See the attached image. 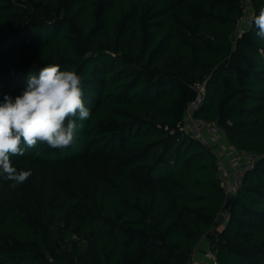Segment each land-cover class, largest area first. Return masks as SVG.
I'll list each match as a JSON object with an SVG mask.
<instances>
[{"label":"trees","instance_id":"trees-1","mask_svg":"<svg viewBox=\"0 0 264 264\" xmlns=\"http://www.w3.org/2000/svg\"><path fill=\"white\" fill-rule=\"evenodd\" d=\"M264 0H251L253 17ZM243 0H0V101L47 64L83 77L75 142L0 174V264H264V44ZM194 116L258 156L234 198ZM39 151V155H37ZM230 202L226 217L221 214Z\"/></svg>","mask_w":264,"mask_h":264},{"label":"clouds","instance_id":"clouds-1","mask_svg":"<svg viewBox=\"0 0 264 264\" xmlns=\"http://www.w3.org/2000/svg\"><path fill=\"white\" fill-rule=\"evenodd\" d=\"M251 24L255 27L257 42L264 44V6ZM83 89V77L75 70H61L58 64H47L38 73L28 74L20 95L3 96L0 174L14 182L11 187L23 184L32 175L31 171H18L12 157L24 156L26 150L38 149L41 144L63 150L75 142L78 130L83 127L80 122L91 116L83 99Z\"/></svg>","mask_w":264,"mask_h":264},{"label":"built area","instance_id":"built-area-1","mask_svg":"<svg viewBox=\"0 0 264 264\" xmlns=\"http://www.w3.org/2000/svg\"><path fill=\"white\" fill-rule=\"evenodd\" d=\"M243 4L244 16L241 18L239 26V30L242 32L251 25L253 18V13L250 11L251 0H243ZM200 102L201 97L199 96L197 101L190 105L183 125V130L186 134L192 136L213 150L216 156V165L221 187L230 200L234 198L243 185L245 174L255 167L258 156L255 154L240 153L241 159H244L243 161H240L241 159H237L233 163L228 161L226 163L223 161L225 157L216 153V147H214L217 138L222 134L221 129L218 125L209 120L194 116V110ZM228 147L233 151H236L232 146L228 145ZM237 154L239 155V153ZM205 257L208 260V264H219L216 253L211 251L210 248L206 252Z\"/></svg>","mask_w":264,"mask_h":264},{"label":"rangeland","instance_id":"rangeland-1","mask_svg":"<svg viewBox=\"0 0 264 264\" xmlns=\"http://www.w3.org/2000/svg\"><path fill=\"white\" fill-rule=\"evenodd\" d=\"M242 31H237L238 34H240ZM242 34V33H241ZM228 142L227 140H225L224 136L223 135H220L218 138H217V141L215 142V145L214 147H216V153L222 155V156H225L227 154H232V156L235 154L236 158H238V160L241 159V155H238L236 153V151H233L230 147H228ZM222 150V151H221ZM223 152V154H222ZM228 156V155H227ZM227 160H229L228 158H224L223 161H225L227 163ZM244 159H241L240 161H243ZM229 162V161H228ZM229 205H230V202L227 203L226 205V209L224 210V212L221 214L222 218H225L226 217V212L228 211V208H229ZM206 253V252H205ZM204 253V257H205V254Z\"/></svg>","mask_w":264,"mask_h":264},{"label":"crops","instance_id":"crops-1","mask_svg":"<svg viewBox=\"0 0 264 264\" xmlns=\"http://www.w3.org/2000/svg\"><path fill=\"white\" fill-rule=\"evenodd\" d=\"M222 151V150H221ZM223 154V152H222ZM228 155V156H227ZM224 157L228 158L230 163L235 162L238 158H236L235 154L232 156V154H227ZM209 243L206 239H204L199 247L197 248L194 257H193V263L194 264H208V260L206 257H204V253L208 250ZM206 254V253H205Z\"/></svg>","mask_w":264,"mask_h":264}]
</instances>
